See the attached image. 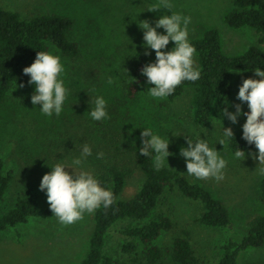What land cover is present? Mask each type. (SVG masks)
I'll return each instance as SVG.
<instances>
[{"label":"rangeland","instance_id":"obj_1","mask_svg":"<svg viewBox=\"0 0 264 264\" xmlns=\"http://www.w3.org/2000/svg\"><path fill=\"white\" fill-rule=\"evenodd\" d=\"M27 15L58 13L74 20L70 38L78 42L80 53L75 58L64 55L58 48L51 52L60 56L64 66L61 74L68 89L60 115L45 116L31 104L34 85L12 89L0 104V157L7 168H13L15 178L5 201L0 204V215L13 203L17 192L25 185L32 186L40 199L46 201V192L39 184L50 165L71 161L87 143L92 154L84 162L92 173L99 158L98 152L110 155L109 145L128 144L136 137L134 129L145 125L162 136H169L170 155L163 166H170L192 181L209 189L228 207L234 228L210 227L199 222L200 204L184 197L178 190L168 191L166 210L174 227L165 231L154 243L167 250L183 229L190 232V239L199 255L200 264L210 263L222 252L230 237L241 241L247 233L249 222L256 214H264V204L259 197L258 182L264 177L254 170L258 161L249 150L245 158L234 159L235 151L229 142L223 147L217 143L220 129L231 126L241 130L246 117L241 116L232 124L227 118L213 120L199 126L192 119V88L175 98H153L147 93L152 85L140 69L155 59V53L144 55L143 30L139 20L153 25L163 14L177 12L191 18L188 25L189 40L208 29L221 34L222 49L228 55L243 53L257 43L258 34L250 27L232 28L225 22V15L233 7V0H169L172 10L148 7L157 0H0ZM158 31H164L163 28ZM135 45V46H134ZM173 42H169V49ZM197 65V54L194 52ZM255 71H239L234 77L233 110L238 103L237 92L243 78L254 77ZM102 95L106 100L108 118L93 121L87 113L89 98ZM242 107L247 111V102ZM223 121V122H222ZM132 129V131H131ZM131 131V133L129 132ZM179 135H173V133ZM184 133V134H183ZM199 134L210 147H216L226 160L223 179H198L189 176L184 158L179 154L187 145V137ZM217 143V144H216ZM168 160V161H167ZM70 170V169H69ZM143 182L137 170L121 194L131 198ZM93 213V212H92ZM92 213L85 212L72 224H61L55 216L47 219L30 218L28 222L0 231V264H79L88 248L93 227ZM123 239L112 233L108 236L105 252L119 256ZM146 247L139 242L138 254L143 256ZM119 264V263H114ZM238 264H264V244L242 251Z\"/></svg>","mask_w":264,"mask_h":264},{"label":"trees","instance_id":"obj_2","mask_svg":"<svg viewBox=\"0 0 264 264\" xmlns=\"http://www.w3.org/2000/svg\"><path fill=\"white\" fill-rule=\"evenodd\" d=\"M225 22L232 28H252L258 34L257 43L264 44V0H233ZM73 26L74 20L69 16L58 13L27 15L0 1V104L7 99L10 90L27 87L29 76L22 69L33 62L39 50L51 52L55 47L70 58L79 55L80 46L69 35ZM190 42L197 54L196 68L200 77L195 81H182L167 97L175 99L191 87L192 119L199 126H207L213 120L226 119L222 117L225 106L233 110L235 73L252 71L259 66L264 68V49L255 44L243 53L228 55L222 49L220 32L214 28ZM145 127L136 126V138L128 144L109 145L113 153L102 155L96 162L92 174L113 193V202L107 208L101 205L92 213L88 248L79 264H200L186 229L174 238L167 250L154 243L163 232L174 227L166 210L168 191L178 190L184 197L198 202L200 223L234 228L228 207L209 189L170 166L155 169L154 154L147 157L139 154L141 128ZM241 132L242 129L234 131V138L229 142L231 148L235 150L239 146L245 152L254 149V144L241 138ZM137 170L143 176L140 188L131 198L122 199L128 180ZM14 178V169L7 168L0 157V204L5 201ZM258 189L264 204V177L258 182ZM52 216L47 200L40 199L32 186L25 185L17 192L11 206L1 213L0 231L26 223L33 217L47 219ZM112 233L123 239L118 257L105 252L108 236ZM139 242L146 247L142 257L138 254ZM263 244L264 214H256L242 240L229 237L222 252L208 264H238L242 251Z\"/></svg>","mask_w":264,"mask_h":264},{"label":"clouds","instance_id":"obj_3","mask_svg":"<svg viewBox=\"0 0 264 264\" xmlns=\"http://www.w3.org/2000/svg\"><path fill=\"white\" fill-rule=\"evenodd\" d=\"M158 8L172 10V5L169 0H157V3L147 9L154 11ZM190 20L189 16L171 11L170 15H160L154 25L146 19L138 21L143 30L144 55H151L152 51L155 53V59L140 69L146 82L152 85L147 93L153 98H166L182 81H195L200 77V71L194 63L195 49L189 40ZM160 28L164 31H158ZM170 41L173 46L169 49L167 46ZM22 71L29 76L28 83L34 85L30 97L33 107H38L45 116L60 115L68 94L61 78L64 66L60 56L39 50L33 62ZM254 71V77L243 78L239 85L236 94L239 102L235 104V110L230 111L225 106L222 117L232 124L237 123L241 116L246 117L241 125V138L250 145L254 144L256 152L252 155L258 161L254 170L258 175L264 176V68L255 67ZM243 102H247V111L242 107ZM87 103L90 106L87 113L93 121L108 118L107 102L102 95L89 98ZM172 133L179 135L182 132ZM140 137L139 154L145 157L150 153L154 154L153 166L158 170L170 155L168 134L162 136L152 128L145 127L141 128ZM186 137L187 145L181 146L179 150L185 160V172L198 179L211 177L216 181L222 180L226 160L216 147L209 146L206 134L205 138L201 134L195 139L188 135ZM232 138L233 128L223 125L217 143L224 147ZM133 145L136 146L135 141ZM91 154L92 148L85 143L78 156L73 157L70 162L61 159L60 162L50 165L51 170L41 178L39 188L46 192L49 208L61 224H72L81 219L85 212L92 213L101 205L107 208L113 202V193L102 186L92 172L84 167L86 158ZM96 155L99 158L103 153L98 152ZM245 155V151L239 146L232 153L234 159H244Z\"/></svg>","mask_w":264,"mask_h":264}]
</instances>
